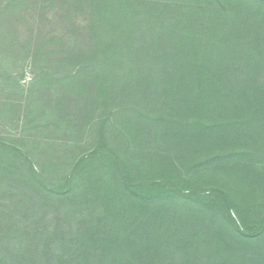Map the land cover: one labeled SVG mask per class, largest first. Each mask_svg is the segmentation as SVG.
<instances>
[{"label": "trees", "instance_id": "16d2710c", "mask_svg": "<svg viewBox=\"0 0 264 264\" xmlns=\"http://www.w3.org/2000/svg\"><path fill=\"white\" fill-rule=\"evenodd\" d=\"M42 1L72 22L33 87L84 106L93 142L53 187L32 153L0 177L12 210L98 213L23 232L11 210L0 264H264V0Z\"/></svg>", "mask_w": 264, "mask_h": 264}, {"label": "rangeland", "instance_id": "374dc122", "mask_svg": "<svg viewBox=\"0 0 264 264\" xmlns=\"http://www.w3.org/2000/svg\"><path fill=\"white\" fill-rule=\"evenodd\" d=\"M16 2L0 0V165L13 160L17 151L32 153L43 164V180L47 185H56L57 174L65 172L66 167L63 169L60 164L64 156L90 145L94 135L89 127L86 133L79 131L84 106L76 105L71 95L65 96L56 88L33 87L41 69L55 62L62 43L56 38L62 37L64 28L72 21L61 16L59 5L43 8L42 0H24L19 7ZM86 14L76 12L74 18L81 20ZM50 38V43H45ZM41 46L44 47L39 50ZM73 110L78 114L73 115ZM5 180L0 177V232H11L12 211L23 232H81L85 223H79V219L91 220L98 213L96 209L91 214L85 212L84 207L73 212L69 208L74 207L68 203L36 207L30 199L22 200L12 210L13 202L8 197L10 182ZM59 241L50 245L52 253H59L55 251ZM1 245L13 246L3 240Z\"/></svg>", "mask_w": 264, "mask_h": 264}]
</instances>
